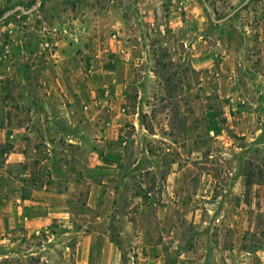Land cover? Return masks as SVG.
Listing matches in <instances>:
<instances>
[{
  "label": "rangeland",
  "instance_id": "obj_1",
  "mask_svg": "<svg viewBox=\"0 0 264 264\" xmlns=\"http://www.w3.org/2000/svg\"><path fill=\"white\" fill-rule=\"evenodd\" d=\"M34 180L168 264H264V0H0V193Z\"/></svg>",
  "mask_w": 264,
  "mask_h": 264
},
{
  "label": "crops",
  "instance_id": "obj_2",
  "mask_svg": "<svg viewBox=\"0 0 264 264\" xmlns=\"http://www.w3.org/2000/svg\"><path fill=\"white\" fill-rule=\"evenodd\" d=\"M191 1L168 0V4L177 2L183 5ZM240 7L226 17L232 16ZM196 13L190 18L193 22L190 23L191 30L188 26L185 28L187 34L197 35L202 31L203 18L198 11ZM177 20L169 19L168 27L174 30L175 26L178 30L180 25L183 27L182 20L179 19V24ZM217 41L220 44L222 40ZM14 149L13 146L6 156V164L24 161V154ZM21 183L23 185L24 179ZM95 204L94 198H90L86 206L95 209ZM114 216V220L120 217ZM79 217H87L88 221ZM110 217L104 213L95 215L98 221L107 219L102 225L103 231L98 230L100 222L93 221L97 226H89L90 216H76L70 210L68 190H57L50 182L42 180H34L29 190L21 188L0 193V249H3L0 264H124L121 254L125 251L137 254L136 260L131 258L127 264H168L162 245L146 242L132 222L127 221V216L116 222L118 226H111L113 220L108 222Z\"/></svg>",
  "mask_w": 264,
  "mask_h": 264
},
{
  "label": "trees",
  "instance_id": "obj_3",
  "mask_svg": "<svg viewBox=\"0 0 264 264\" xmlns=\"http://www.w3.org/2000/svg\"><path fill=\"white\" fill-rule=\"evenodd\" d=\"M227 16H228V15H227ZM234 16H235V15H232V16H231V18H233ZM225 17H226V16H225ZM217 21H218V20H217ZM11 150H12V148H11V147H10V148H8V152H10ZM8 152H7V153H8ZM246 186H249V183H248V182L246 183Z\"/></svg>",
  "mask_w": 264,
  "mask_h": 264
}]
</instances>
